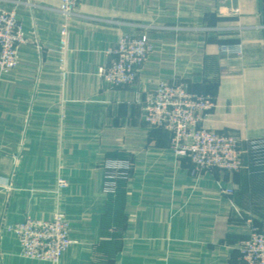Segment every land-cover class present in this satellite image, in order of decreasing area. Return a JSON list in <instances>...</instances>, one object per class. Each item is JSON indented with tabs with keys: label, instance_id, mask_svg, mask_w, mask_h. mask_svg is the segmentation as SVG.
Segmentation results:
<instances>
[{
	"label": "crops",
	"instance_id": "crops-1",
	"mask_svg": "<svg viewBox=\"0 0 264 264\" xmlns=\"http://www.w3.org/2000/svg\"><path fill=\"white\" fill-rule=\"evenodd\" d=\"M0 7L16 11L27 39L16 66L0 71V177L10 181L0 189V264H241L249 224L264 230V0H82L68 19L59 0ZM123 34L153 47L133 84L108 87L98 68ZM224 44L241 51L222 53ZM157 80L212 98L202 125L238 136L240 171H197L167 130L144 122ZM121 157L130 169L110 197L103 165ZM56 212L74 244L58 263L22 256L8 226Z\"/></svg>",
	"mask_w": 264,
	"mask_h": 264
},
{
	"label": "built area",
	"instance_id": "built-area-1",
	"mask_svg": "<svg viewBox=\"0 0 264 264\" xmlns=\"http://www.w3.org/2000/svg\"><path fill=\"white\" fill-rule=\"evenodd\" d=\"M82 0H59V12L66 18L75 14ZM67 26L59 32V51L67 49ZM27 42L15 10L0 7V71L8 72L17 64V49ZM153 45L142 36L121 35L112 52L115 57L98 68L101 80L108 87L131 85L139 68L145 63ZM234 44L221 46L222 53H240ZM210 96L191 93L186 84L157 80L149 87L143 106V120L152 128H163L170 133V147L178 157L186 158L197 171L238 172L243 167L245 150L241 140L230 131H217L202 125L212 110ZM104 169V192H114L115 180L127 178L128 160H107ZM63 180L57 181L62 187ZM0 189L8 191L10 181L0 177ZM227 194L232 189H225ZM69 222L62 212L51 219L40 220L25 216L8 226L19 243L20 254L33 260L58 263L74 244L69 235ZM241 264H264V230L249 224L248 237L236 245Z\"/></svg>",
	"mask_w": 264,
	"mask_h": 264
},
{
	"label": "trees",
	"instance_id": "trees-1",
	"mask_svg": "<svg viewBox=\"0 0 264 264\" xmlns=\"http://www.w3.org/2000/svg\"><path fill=\"white\" fill-rule=\"evenodd\" d=\"M113 159H118V158H112V159H108V160H113ZM121 159H122V160H128V161H129V159H128L127 157H121ZM128 172H129V171H128ZM126 179H127V178H117V179L115 180V189H114V192H110V193H108L107 195L110 196V197L115 196V195L118 193V191H119V187H120V185H121L122 183H124V182L126 181ZM114 216H116V215H114Z\"/></svg>",
	"mask_w": 264,
	"mask_h": 264
},
{
	"label": "rangeland",
	"instance_id": "rangeland-1",
	"mask_svg": "<svg viewBox=\"0 0 264 264\" xmlns=\"http://www.w3.org/2000/svg\"><path fill=\"white\" fill-rule=\"evenodd\" d=\"M116 219H120V216H118V217H115ZM120 221V220H119ZM119 224H120V222H118ZM112 232H114V233H112L113 235H116V241H118L119 242V244H120V241H119V238H120V235H121V233H122V231L121 230H119L118 231V229L117 230H115V231H112ZM118 244V243H117ZM121 250V247L119 248V247H117V246H115V252H119V250Z\"/></svg>",
	"mask_w": 264,
	"mask_h": 264
}]
</instances>
